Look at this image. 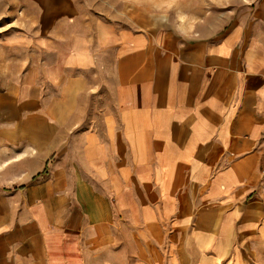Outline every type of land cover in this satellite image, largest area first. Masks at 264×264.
I'll return each mask as SVG.
<instances>
[{
	"label": "crops",
	"instance_id": "obj_1",
	"mask_svg": "<svg viewBox=\"0 0 264 264\" xmlns=\"http://www.w3.org/2000/svg\"><path fill=\"white\" fill-rule=\"evenodd\" d=\"M0 89V264H245L264 244V0L212 32L54 0Z\"/></svg>",
	"mask_w": 264,
	"mask_h": 264
},
{
	"label": "rangeland",
	"instance_id": "obj_2",
	"mask_svg": "<svg viewBox=\"0 0 264 264\" xmlns=\"http://www.w3.org/2000/svg\"><path fill=\"white\" fill-rule=\"evenodd\" d=\"M54 0H0V89L42 70V39L57 23ZM84 18L101 17L136 28L181 32L223 29L245 18L258 0H66ZM245 264H264V244Z\"/></svg>",
	"mask_w": 264,
	"mask_h": 264
}]
</instances>
